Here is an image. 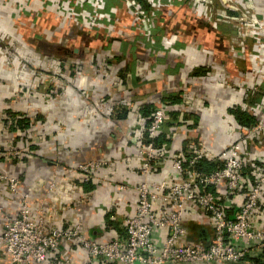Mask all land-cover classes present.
<instances>
[{
  "label": "crops",
  "instance_id": "crops-1",
  "mask_svg": "<svg viewBox=\"0 0 264 264\" xmlns=\"http://www.w3.org/2000/svg\"><path fill=\"white\" fill-rule=\"evenodd\" d=\"M26 1L0 0V38L18 46L17 54L0 47V149L13 145L24 152L0 159V174L20 180L17 196L0 183V234L3 217H16L19 197L26 194L49 226L78 224L88 239L124 240V221L134 214L137 196L115 184L133 187L144 180L138 149L149 116L164 95L179 96L171 103L179 124L166 145L168 154L191 146L218 158L216 166L261 115V107L250 105L264 94V46L247 40L245 52L234 55L227 39L213 38V27L202 24L204 18L187 6L160 8L162 29L154 41L138 36L137 19L119 8L112 15L114 23L101 29L106 40L89 37L51 11L40 13L38 0L28 1L30 15H16L17 6ZM229 1L238 10L229 9V14L243 10L242 0ZM253 2L264 15V0ZM262 25L264 30V19ZM26 29L34 30V37L21 35ZM8 119L13 126L5 131ZM243 148L248 162L263 161L259 135L245 137ZM99 159L109 165L97 173L98 181L83 184L77 167ZM169 169L167 163L152 178L167 179ZM262 208L257 223L264 227V203ZM183 226V241L202 247L211 242L212 226L198 212ZM62 257L61 264H102L79 247H63ZM254 258L249 255L238 264H255ZM8 260L0 246V263Z\"/></svg>",
  "mask_w": 264,
  "mask_h": 264
},
{
  "label": "built area",
  "instance_id": "built-area-1",
  "mask_svg": "<svg viewBox=\"0 0 264 264\" xmlns=\"http://www.w3.org/2000/svg\"><path fill=\"white\" fill-rule=\"evenodd\" d=\"M28 1L17 6L16 15H30ZM242 1L243 10L236 15L229 14V9L238 10L228 0H38V4L40 13L51 11L74 22L75 28L85 30L89 37L106 40L101 29L113 24V13L124 7L137 19L138 36L145 41H154L160 35L161 7L187 6L204 18L202 24L213 27V38H226L231 52L237 55L245 52L247 40L264 46V15L256 11L253 0ZM258 107L261 115L254 125L224 151L218 168L206 172L201 163L217 164L218 158H208L191 146L184 153L169 155L166 143L159 147L155 144L162 134L170 142L179 124L177 117L175 124L165 129L169 114L175 110L169 102L158 103L138 149L139 172L144 180L133 187L115 184L121 190L133 189L137 196L134 214L124 221L125 239L96 241L85 237L78 224L68 229L49 226L42 211L35 212L28 195L21 194L16 217H3L0 246L9 260L0 264H61L63 247H79L102 264H238L249 255L258 257L264 250V227L257 223L264 203V158L259 165L252 164L243 148L247 136L259 135L264 142V94L250 105L254 110ZM12 126L13 120L8 119L3 130L9 131ZM20 155L15 150L0 149V159ZM167 163V179L154 180L152 176L164 170ZM108 165L106 159L90 160L76 170L82 183L89 184ZM246 169L248 176L244 175ZM1 182L11 195L19 194L17 177L0 174ZM233 204L236 207H231ZM231 209L232 216L228 214ZM193 211L212 226V240L205 247L183 241L187 234L183 222Z\"/></svg>",
  "mask_w": 264,
  "mask_h": 264
},
{
  "label": "trees",
  "instance_id": "trees-1",
  "mask_svg": "<svg viewBox=\"0 0 264 264\" xmlns=\"http://www.w3.org/2000/svg\"><path fill=\"white\" fill-rule=\"evenodd\" d=\"M179 96H172V95H164L163 96V99H162V102H169V103H173V100H175L176 98H178ZM260 98V97H259ZM259 98H256L255 99V102H257L259 100ZM244 118L243 115H240L239 117V120L241 121V119ZM177 120V114L175 112H172L169 114V121H167L165 123V129H168L170 126H173V124H175ZM247 122V120H245ZM19 125H21L22 123L21 122H18ZM255 121L252 123L249 122L248 124V128L251 127L252 125H254ZM146 135V134H145ZM168 144L169 141L166 140V137H165V134H162L161 136H159L156 140H155V144L159 147L161 146L162 144ZM201 167L204 171L206 172H210V171H213L214 169L218 168L219 166H216V164H211V163H208V162H202L201 163ZM253 263L255 264H264V250L261 252V254L257 257V258H254V259H251Z\"/></svg>",
  "mask_w": 264,
  "mask_h": 264
},
{
  "label": "rangeland",
  "instance_id": "rangeland-1",
  "mask_svg": "<svg viewBox=\"0 0 264 264\" xmlns=\"http://www.w3.org/2000/svg\"><path fill=\"white\" fill-rule=\"evenodd\" d=\"M54 28V27H53ZM55 29V28H54ZM34 31V30H33ZM33 31H29V30H24L22 33H21V35H23V36H26L28 39L30 38V37H34L33 36ZM71 35L76 39V37H75V33L73 32V33H71ZM2 36V35H1ZM68 37V36H67ZM69 38V37H68ZM65 40H66V36H65V38H64ZM70 41V40H69ZM71 42V41H70ZM75 42H76V40H75ZM1 46H3L4 48H6V51L9 53V54H17V51H18V46L16 45V43L12 40V39H10V38H8V39H2V38H0V47ZM15 51H16V53H15ZM51 80H52V78H50ZM3 151H7V152H9V151H13V150H15V151H17V152H19V153H24L23 152V150H21V149H16V148H14L13 147V145H9L6 149H2Z\"/></svg>",
  "mask_w": 264,
  "mask_h": 264
}]
</instances>
